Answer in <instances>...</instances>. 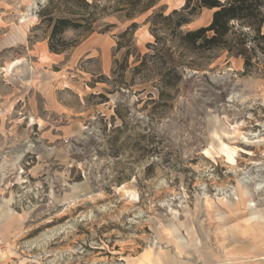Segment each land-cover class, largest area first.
Listing matches in <instances>:
<instances>
[{
    "label": "rangeland",
    "instance_id": "1",
    "mask_svg": "<svg viewBox=\"0 0 264 264\" xmlns=\"http://www.w3.org/2000/svg\"><path fill=\"white\" fill-rule=\"evenodd\" d=\"M95 2L0 0V264H264V38Z\"/></svg>",
    "mask_w": 264,
    "mask_h": 264
},
{
    "label": "trees",
    "instance_id": "2",
    "mask_svg": "<svg viewBox=\"0 0 264 264\" xmlns=\"http://www.w3.org/2000/svg\"><path fill=\"white\" fill-rule=\"evenodd\" d=\"M193 0H186L185 6H189ZM159 0H150L143 9H148L155 6ZM85 3L91 5L96 3ZM200 6H205L211 9H216L213 13V19L208 26H202L194 30H188L180 32L179 37L182 42L189 48H212L215 46L228 47L233 49L231 44L230 34L239 33L245 34L242 30V24H246L255 33L256 37H263L262 25L264 23L263 4L264 0H197ZM186 7V8H187ZM178 13L175 9L171 14L165 16V18H171L174 14ZM262 13V14H261ZM189 22L187 19L181 18L177 25L180 27L183 24ZM239 24V26H237ZM77 23L73 22L70 18L60 17L56 20L53 28V36L63 32L70 26H76ZM135 25V23L133 24ZM212 32V35L208 33ZM53 49L55 47L51 45ZM264 49L263 46H260ZM250 63L249 58L246 60V64Z\"/></svg>",
    "mask_w": 264,
    "mask_h": 264
},
{
    "label": "bare ground",
    "instance_id": "3",
    "mask_svg": "<svg viewBox=\"0 0 264 264\" xmlns=\"http://www.w3.org/2000/svg\"><path fill=\"white\" fill-rule=\"evenodd\" d=\"M234 153H236V151H232V154H234ZM247 200H249V199H247ZM237 205L238 206H243V207H245V208H249V210H250V208H251V202H249V204H247L246 203V200L245 199H238V201H237ZM4 217V211L3 212H0V218H3ZM253 219V217H251V216H249L248 217V219L247 220H252ZM264 222V216H263V221H262V223ZM2 258H5V256H3L2 255Z\"/></svg>",
    "mask_w": 264,
    "mask_h": 264
}]
</instances>
